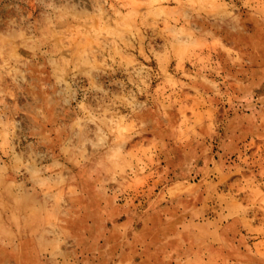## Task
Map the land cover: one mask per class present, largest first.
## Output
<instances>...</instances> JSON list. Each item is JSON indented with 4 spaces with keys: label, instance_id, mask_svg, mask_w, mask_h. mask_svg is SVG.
Here are the masks:
<instances>
[{
    "label": "clouds",
    "instance_id": "clouds-1",
    "mask_svg": "<svg viewBox=\"0 0 264 264\" xmlns=\"http://www.w3.org/2000/svg\"><path fill=\"white\" fill-rule=\"evenodd\" d=\"M258 139L264 0H0V264H244L254 206L212 178L264 187Z\"/></svg>",
    "mask_w": 264,
    "mask_h": 264
},
{
    "label": "rangeland",
    "instance_id": "rangeland-1",
    "mask_svg": "<svg viewBox=\"0 0 264 264\" xmlns=\"http://www.w3.org/2000/svg\"><path fill=\"white\" fill-rule=\"evenodd\" d=\"M153 66H155V61H153ZM227 115L230 117L231 113H228ZM228 131L229 129L227 126L221 127L220 136L217 137L216 140L211 144L210 158L215 159L218 163L223 157L226 164L230 165L233 161H237L238 153H226L222 149V138ZM251 143V136H248L246 139L238 141L235 144V148L239 149V151H244V145ZM261 144L262 142L259 139L256 140L255 144L248 150L247 155L249 157H255L256 153L264 154V148L261 147ZM53 150L55 151V149ZM201 150L202 149H198V151ZM183 161L184 149L182 147H175L171 144V142H169V153L166 157H162L160 160L161 168L171 169L169 176L170 178H174L175 173H177L183 166ZM197 164L200 167H203V159L198 160ZM208 166L209 168L213 167L212 164H209ZM258 170L259 165H253L251 172L244 173V176H241L238 171H233L231 175L225 174L221 176L216 174L212 178V183L217 186V192L221 194L218 199L223 200L224 195L228 194L229 190H231V194H233L235 197L244 198L246 195L245 202L254 206L253 211L248 213V219L252 220L251 225L240 222L236 223L235 227L229 228V225L233 223L232 221L221 224L220 235L224 238V240L236 242L239 241L241 237L247 238L246 243L239 245L240 251L247 256V260L244 261V264H264V224H262V221H264V196H262V193H264V187L257 189L247 183H237V181H243L244 177L251 175L252 172H258ZM204 175V173H201V175L197 176L196 179L192 181V183L199 184L201 178ZM257 178L259 179V177ZM174 190L177 192L182 191L184 190V186L176 184ZM157 191H159V188H157ZM207 194V189L201 193L199 197L200 204L205 203ZM229 203L234 204L235 201H229ZM200 204H198V207ZM257 205H260V207H256ZM207 206L211 207L212 209V211L208 213L211 216H214L220 210L219 204L215 200L207 201ZM253 217H255L254 220ZM248 247H251L253 251L257 253V255H248Z\"/></svg>",
    "mask_w": 264,
    "mask_h": 264
}]
</instances>
